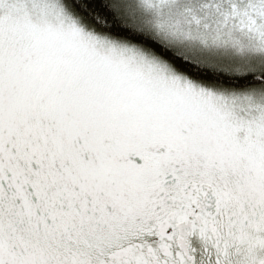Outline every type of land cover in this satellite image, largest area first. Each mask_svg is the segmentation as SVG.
<instances>
[{
  "label": "snow or ice",
  "instance_id": "6c2138e0",
  "mask_svg": "<svg viewBox=\"0 0 264 264\" xmlns=\"http://www.w3.org/2000/svg\"><path fill=\"white\" fill-rule=\"evenodd\" d=\"M0 264H264V0H0Z\"/></svg>",
  "mask_w": 264,
  "mask_h": 264
}]
</instances>
